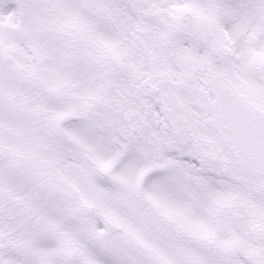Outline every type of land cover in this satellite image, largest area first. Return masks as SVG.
<instances>
[{"label":"snow or ice","instance_id":"6c2138e0","mask_svg":"<svg viewBox=\"0 0 264 264\" xmlns=\"http://www.w3.org/2000/svg\"><path fill=\"white\" fill-rule=\"evenodd\" d=\"M0 264H264V0H0Z\"/></svg>","mask_w":264,"mask_h":264}]
</instances>
